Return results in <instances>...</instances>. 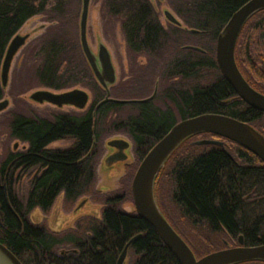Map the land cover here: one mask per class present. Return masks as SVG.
<instances>
[{
	"label": "trees",
	"instance_id": "16d2710c",
	"mask_svg": "<svg viewBox=\"0 0 264 264\" xmlns=\"http://www.w3.org/2000/svg\"><path fill=\"white\" fill-rule=\"evenodd\" d=\"M247 1L168 0L183 26L166 27L151 0H103L104 27H119L137 75L112 88L110 97L143 100L157 88L149 102L118 103L105 101L107 93L83 53V0H0V101L5 98L1 73L8 45L39 15L51 26L27 48L22 65L27 83L21 94L37 87H83L93 95L80 114L44 117L19 101L20 107L0 121L7 141L28 145L24 152L7 146L0 164V242L22 264H117L136 236L140 237L131 247V264H178L151 226L135 211L122 209L130 190L107 197L101 219L83 217L73 230L53 232L45 224H33L30 215L35 209L47 214L60 194L68 211L82 197L93 195L99 145L111 135L128 136L139 162L173 125L201 114L229 116L264 135V113L235 93L216 60L218 35ZM235 58L248 83L264 94V11L244 26ZM200 136L224 141V146L192 145ZM62 140H70L71 146L49 148ZM18 170L32 175L24 198L15 188ZM163 180L193 226L229 240L242 236L246 246L264 244V162L240 145L210 134L194 136L172 154L155 185Z\"/></svg>",
	"mask_w": 264,
	"mask_h": 264
},
{
	"label": "water",
	"instance_id": "95a60500",
	"mask_svg": "<svg viewBox=\"0 0 264 264\" xmlns=\"http://www.w3.org/2000/svg\"><path fill=\"white\" fill-rule=\"evenodd\" d=\"M91 0H83L80 21V40L83 53L94 71L98 83L107 92L105 101L118 103H142L150 99L124 101L110 98V87L116 83V73L108 48L101 44L98 56L90 48L87 38V23ZM264 11V0H248L228 20L225 27L218 35L216 41V60L218 68L233 88L235 93L251 108L264 113V94L253 88L244 78L238 68L235 50L239 36L248 23L256 14ZM165 17L174 26L182 27L183 23L169 11ZM29 35L17 34L9 43L4 62L2 65V85L8 86L9 75L13 61L21 49L26 45ZM189 49L202 51L195 46ZM31 100L36 103H49L54 106L73 105L84 111L90 104V95L84 89H71L56 92L50 89H42L31 95ZM10 106L8 99L0 101V114ZM210 134L222 139L230 140L247 151L254 154L264 162V135L246 122L225 116L222 114H201L191 118L180 120L173 125L161 139L145 155L137 168L131 183V192L135 212L158 234L161 241L174 256L178 264H243L248 262H264V244L246 246L242 236L239 237V245L227 247L197 258L191 247L171 226L163 215L155 198V183L157 176L165 167L172 154L188 139ZM203 145H216L223 147L224 141L204 140ZM110 147L119 150L118 155L108 158V163L123 162L128 159L125 151L131 147L127 140H112L108 142ZM16 144L15 147H17ZM140 236L132 238L124 247L117 264H124L129 248ZM0 264H22V262L0 242Z\"/></svg>",
	"mask_w": 264,
	"mask_h": 264
},
{
	"label": "rangeland",
	"instance_id": "374dc122",
	"mask_svg": "<svg viewBox=\"0 0 264 264\" xmlns=\"http://www.w3.org/2000/svg\"><path fill=\"white\" fill-rule=\"evenodd\" d=\"M151 2L164 26L168 27L169 25H172L165 17L166 11L172 12L179 19L170 6L168 0H151ZM102 3L103 0H91L87 23V38L90 48L96 56L98 55L101 44L105 45L111 54L117 78L116 83L110 88L111 90L119 83H123L132 76L137 75L134 73L133 67L128 61L125 38L119 27L116 26L114 30L104 27L102 18ZM50 26L51 23L47 21L46 17L39 15L30 19L19 31V35H29V39L13 61L9 75L8 86L4 89V99H8L10 101V106L6 111L0 114V121L11 110L18 108V106L21 104L20 102L25 104V106H23L24 109H31L32 111L44 117L58 112H75V109L73 108L64 107L59 109L58 107H54L47 103L39 104L31 101L30 96L34 92L44 89L42 87L32 88L23 94L20 92L24 83H27L25 78L26 72L22 73V65L27 48L35 39L41 37ZM141 62L142 64H145L144 59H141ZM80 88L86 90L89 93L91 104L93 102L92 92L86 88ZM86 110L87 109L84 111ZM80 112L83 111L80 110ZM121 139L130 142L128 136L115 134L109 136L100 143L99 148L101 155L96 168V185L93 195L82 197L76 202L71 210L68 211L65 209L64 194H60L53 207L47 214L39 209L34 210L30 215L31 222L34 224H45L53 232H65L67 230H73L75 229L77 221L83 217H95L101 219L102 210L105 207L104 201L107 197L127 190H130L131 192V183L140 164L134 153V150L128 149L125 151L128 159L123 162H107L108 158L112 156L111 154L116 151L115 148L108 145V142ZM204 140L215 139L211 138L210 136H200L194 138V140L191 141V144L196 146H208L200 144V142ZM16 144L19 146L18 149L15 148ZM71 144L72 142L70 140H62L52 144L51 147L65 149L70 147ZM22 145L23 144L21 142L19 143L15 140L10 142L7 141V138L3 134V130L0 128V164L3 160L2 158L7 146L10 147L12 151L17 152L22 150ZM230 150L234 149L230 147ZM18 175L19 174L17 172L15 177ZM31 179L32 175L30 172L21 173L19 175V179L17 180L15 188L20 197L24 198L27 196L30 189ZM154 192L157 203L159 202L161 207L168 215L169 219H171V221L177 225L180 231L188 239V241L194 247V250L199 258L205 256L206 253H212L213 251H216L215 249H225L228 247L225 244L227 242L231 243V241L225 236L212 234L203 228L199 229L198 227L193 226L186 218H184L179 208L172 200L170 187L166 183V180L159 182L157 186L155 185ZM122 209L126 211L130 210L131 212L135 211L132 192L131 198L122 204ZM235 243H237V240ZM125 264H131V253L127 257Z\"/></svg>",
	"mask_w": 264,
	"mask_h": 264
},
{
	"label": "flooded vegetation",
	"instance_id": "af4514ba",
	"mask_svg": "<svg viewBox=\"0 0 264 264\" xmlns=\"http://www.w3.org/2000/svg\"><path fill=\"white\" fill-rule=\"evenodd\" d=\"M98 56V55H97ZM101 86V85H100ZM102 87V86H101ZM112 87V86H111ZM110 87V88H111ZM103 88V87H102ZM44 89H48V88H44ZM73 89H80V87H76V88H73ZM50 90H52V89H50ZM71 90V89H70ZM53 91H55V90H53ZM66 91V90H65ZM106 91V90H105ZM56 92H63V91H56ZM107 93V92H106ZM156 94H157V88L155 89V92H154V94L152 95V96H150V97H148V98H146V99H150V100H148V101H146V102H149V101H151V100H153L154 98H155V96H156ZM110 96H111V90H110ZM31 97V96H30ZM30 100H31V98H30ZM31 101H33V100H31ZM44 104V103H43ZM45 104H46V102H45ZM47 104H49V103H47ZM51 105V104H50ZM52 106H54V105H52ZM54 107H58V106H54ZM64 107H69V108H73V109H75V112H58V113H77V114H80V108L79 107H76V106H73V105H64V106H62V107H58L59 109H62V108H64ZM130 139V138H129ZM19 142V141H18ZM130 142H131V147L129 148V149H133L134 150V143H133V141L130 139ZM20 143V142H19ZM54 144V143H53ZM52 145V144H51ZM51 145L49 146V148L50 149H61V148H53V147H51ZM16 146V145H15ZM18 147L19 146H17V147H15L16 149H18ZM69 148V147H68ZM28 149V145H26V144H23L22 145V150L21 151H19V152H24V151H26ZM65 149H67V148H65ZM116 151L113 153V154H111V155H118L119 154V150L118 149H115ZM18 152V151H17ZM18 174L20 175L21 174V171L20 170H18ZM19 175L17 176V177H15V180H16V182H17V180L19 179ZM158 205H159V207H160V209H161V211H162V213H163V215L165 216V218L168 220V222L171 224V226L178 232V234L187 242V244L191 247V249L193 250V252H194V254L196 255V257L197 258H199V256L197 255V253L195 252V250H194V247L191 245V243L188 241V239L184 236V234L180 231V229L177 227V225H175L174 223H173V221H171V219H169V217H168V215L166 214V212H165V210L161 207V205L159 204V202H158ZM36 210V209H35ZM39 210H41V209H39ZM42 211V210H41ZM43 212V211H42ZM80 220V219H79ZM33 223V222H32ZM34 224V223H33ZM35 225H39V224H35ZM52 231V230H51ZM57 233H61V232H57ZM240 237V236H239ZM239 237L237 238V243H235L236 241L234 240V239H231L230 241H231V243H229V242H227L225 245L226 246H230V247H234V246H237V245H239ZM229 244H231V245H229ZM245 244V243H244ZM132 247V246H131ZM131 247L129 248V250H128V254H127V257L130 255V253H131ZM126 260H127V258H126ZM131 261H132V258H131ZM126 262V261H125ZM125 264V263H124Z\"/></svg>",
	"mask_w": 264,
	"mask_h": 264
}]
</instances>
